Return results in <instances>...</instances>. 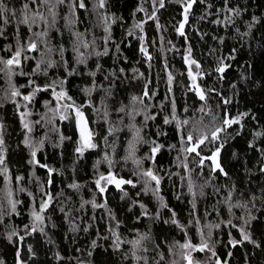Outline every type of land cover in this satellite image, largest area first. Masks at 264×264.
<instances>
[{
	"label": "trees",
	"instance_id": "16d2710c",
	"mask_svg": "<svg viewBox=\"0 0 264 264\" xmlns=\"http://www.w3.org/2000/svg\"><path fill=\"white\" fill-rule=\"evenodd\" d=\"M4 2L9 9L18 10L17 16L20 15L23 0ZM69 2L66 0L64 5L58 6V16L48 30L49 47L54 51L47 53V58L56 61V66H42L41 72L32 79L41 86L62 79L66 81L64 89L68 95L76 104L84 105L83 111L95 132L97 148L78 156L75 148L79 134L75 120L61 121L57 117L52 121L45 106V101H55L51 89L39 92L28 108L34 122L41 121L33 128L37 142L43 140L36 159L54 169L49 177L47 168L29 163L31 150L23 144L26 130L19 116V111L24 108L18 111L10 99L1 95L0 123L4 125L8 174L0 173V187L9 186L12 198L20 203L16 212H11L0 191V202L3 203L0 260L4 264H145L143 259L137 261L132 256L128 241L146 234L149 238L142 243L147 251L138 249L136 255L146 257L147 264H173L172 252L178 248L176 242L184 243L190 239L193 244H199V233L209 225L219 223V229L212 227L210 238L216 255H211L207 264H216L217 259L221 264H264V172L261 171L264 167V0H228L227 6L225 0H196L185 24L184 36L176 31L183 20V8L176 0H165V7L155 12L161 25L159 29L155 20L148 19L153 14L152 0H106L104 9L95 8V0H85L87 10L77 8L75 17L69 13ZM141 6L144 12L137 11ZM228 8L239 9L240 14L229 13ZM39 10L49 17L46 8L40 6ZM102 15L114 18V22L109 21L107 43L109 33L104 31ZM69 20L73 22L69 24ZM143 21H147L143 32L133 27ZM19 28L21 39L26 40L31 32L24 25ZM32 29L35 32L46 30L41 22ZM129 30L132 35H128ZM5 31L6 37L0 38V49L16 43L14 19ZM75 33L82 34L81 39L89 44L88 48H80L86 57V63L80 65L75 63L72 50ZM141 36L151 60L140 51ZM61 46L63 57L59 51ZM189 47L191 58L201 65L202 75L197 77V83L206 92V102L190 90L191 80L184 60ZM105 48L107 55H95L96 52L103 53ZM40 52L29 55L40 59ZM9 55L0 51V56L7 58ZM64 61L78 74L69 76ZM221 62L226 66L223 73L216 71ZM35 64L36 60H29L22 70L32 72ZM45 69L47 75L42 74ZM196 71L193 65V72ZM93 72L95 75H90ZM169 73L174 78L171 93L167 83ZM27 80L26 76L14 77L17 87L26 85ZM146 85L149 97H144L143 104H133L132 97H142ZM5 88L0 80V91ZM84 88H91V93L86 94ZM20 91L27 94L31 89L23 87ZM172 100L175 101L177 120L188 119V125H178L176 121L164 123L165 117L171 120ZM225 100L230 103L225 104ZM202 106L208 115L198 111ZM122 107L125 112L119 111ZM129 113L135 115V120ZM242 113L247 115L239 124L227 127L219 133L218 141H206L198 149L203 157H208L222 143L219 160L227 175L219 170L213 172L210 160H205L203 168L198 167L200 157L182 151L185 147L180 139L182 134L210 135L222 125L226 115L233 118ZM145 115L155 119L145 122ZM133 123L142 129L141 135L147 141L141 143L135 153L142 161L139 167L131 160H123L132 137L128 126ZM109 127L120 131L109 135ZM61 136L65 138L63 141ZM151 141L163 145L155 162L145 158L150 153ZM105 154L114 161L111 171L118 178L133 180L135 187L125 184L121 191L111 184L106 186L104 193L99 192L95 180L100 173L109 171ZM97 161L101 163L97 164ZM185 163L187 169L183 167ZM149 168L163 178L156 195L153 194L155 183L141 174ZM189 175L195 198L188 191ZM18 176H23V180L17 181ZM73 183L79 188L69 187ZM21 188L24 191H20ZM229 192L232 193V204H246L247 207H232L229 211L225 203ZM44 193L51 195L52 200L42 213L43 223H36V230L32 231L31 212L34 205L39 209L41 199H47ZM158 197H162V201ZM93 200L97 204L106 202V206L93 208L91 203H85ZM141 203L146 206L148 216L142 215ZM249 216L255 219L246 226L244 221ZM173 219L178 223H172ZM229 220L237 227L226 224ZM239 227H245L256 243L245 241L232 247L230 238L241 239ZM13 232L17 235L9 242L8 236ZM113 232L123 241L119 249L114 247ZM20 237L24 239L20 240ZM195 254L197 259L204 258L203 252Z\"/></svg>",
	"mask_w": 264,
	"mask_h": 264
},
{
	"label": "snow or ice",
	"instance_id": "6c2138e0",
	"mask_svg": "<svg viewBox=\"0 0 264 264\" xmlns=\"http://www.w3.org/2000/svg\"><path fill=\"white\" fill-rule=\"evenodd\" d=\"M153 2V14L148 17V19L155 20L157 29L161 27V25L158 22V18L155 15V12L159 10V8H164L165 7V0H152ZM177 3H180L182 8H183V20L179 23V26L176 28V31L178 32L179 35L184 36V28L185 24L188 22V17L190 10L192 8V5L196 2V0H176ZM66 3V0H23L21 4V8L19 9L20 15L17 16V11L16 9H9L7 5L5 4L4 0H0V38H5L6 37V26L12 22L14 19L16 22V32H15V40L16 43L15 45L13 44H8L5 46V48L0 49V51H6L10 53V55L5 58L4 56H0V73H3L9 82L10 85V93L8 95V99L11 100L12 103L16 105L17 110L21 107L26 109L25 111H19V116H20V121L22 124V127L24 130H26V133H31L33 131L32 123L39 124L41 123L40 120H37L35 122H29L27 120V117L30 116L32 113L28 111V106L33 103L35 100L37 94L42 91H47L51 89L52 92V97L56 101V106L54 108L50 107L48 110L49 112L53 113L52 119H56L57 117L61 120H68L70 118H73L75 120L76 128L79 134V139L77 142V147L75 148V152L78 154V156H83L85 151L90 150V149H95L97 148V143L94 142L95 138V132L94 130L89 126V120L86 118L85 113L83 111L84 105H78L76 102L73 100V98L68 95V92L64 89V84L65 80H60L58 83L53 82V84L41 86L36 83L34 79H32L33 76H35L37 73L41 72L42 66H46V68H53L56 66V61L51 60V59H45V53L40 52V44H47L45 41V37L48 36V31H41V32H34L32 31L33 25H36L38 21L44 22L50 29L52 25L55 23L57 12L55 9L59 5H64ZM228 0H225V5L227 6ZM158 4V8L156 5ZM43 6L44 8L47 9L49 16L51 17V22L47 17H45L44 13L39 10V7ZM69 13L72 17H75L76 15V9H85L87 10V5L85 4V0H70L69 4ZM106 7V0H95V8L97 9H104ZM137 11L144 12L145 9L141 6L138 7ZM227 11L229 13H235L236 15L240 14L239 9H232L228 8ZM135 15V13L133 14ZM229 22H231V17L227 18ZM101 20L104 24V31L106 33H109V36L106 38V43L107 40L110 39V23L109 21L112 20L114 22V18L109 17L108 15H102ZM73 21L69 20V24H71ZM147 21L143 22H137L133 25L134 28L140 29L141 32H143V26L144 23ZM219 22V21H217ZM20 25H24L28 28V31L31 32V35L27 37L26 40H22L20 37ZM132 31L129 30L128 35H132ZM76 36V41L73 43V52L75 53V63L77 65L84 64L86 63V57L84 52L80 50L81 47L83 48H88L89 44L81 39L80 33H75ZM142 43L140 47L141 53L147 57L148 60H151L152 57L148 53L147 46L144 41V37H140ZM119 46H117L118 48ZM14 49V50H13ZM54 51L53 48L48 47L47 52L52 53ZM61 57H63L64 53V48L63 46L60 47L59 49ZM33 52H40V59H36V57H33L29 55V53ZM108 49L105 48L104 52H96V56H101V55H107ZM91 55V53L89 54ZM29 60H36L35 68L32 70V72H24L22 70V67L24 63H26ZM186 65H188V76L191 80V88L190 90H193L196 92V95L199 97L201 101H207V95L206 92L201 86L197 83V77L201 76L202 73L199 71L201 68V65L195 60L191 58V47L187 49V55L184 57ZM64 65L66 68V71L68 72V75H74L78 74L76 72L75 68H68L67 67V61H64ZM193 65L195 66V69L197 70L196 72H193ZM99 67V66H97ZM225 65L223 62H221L220 66L216 68V71L219 73H223L225 71ZM20 69V71H17ZM44 75H47L46 69L43 71ZM26 76L28 77L27 84L26 85H20L17 87L13 81L14 76ZM90 75L94 76L95 73H90ZM142 75V74H141ZM173 76L171 73L168 74L167 77V83L169 85V93H171V85L173 82ZM23 87H28L31 89L27 94H24L20 91V88ZM146 90L143 93L142 97H132V102L135 104L136 102H139L143 104V99L144 97H149V92L147 91V85L145 86ZM57 88H59V91H57ZM83 91L86 94H90L92 89L91 88H84ZM213 91V90H209ZM152 95H155V93H152ZM16 98H20V101H23L24 103L21 104ZM172 117L171 120L168 117L164 118V123L169 124L172 121H176L177 124H183V125H188L189 120L184 119L182 122L177 120V117L175 115L176 112V106H175V101L172 100ZM225 104L230 103V101L225 100ZM51 104V101H45V106H48ZM120 112H125V108L122 107ZM187 111V108L185 109ZM199 112L205 113V115H208L209 113L205 112V108L202 106L200 109H198ZM139 114V113H137ZM107 115V113H105ZM131 116L132 120H135V115H132L129 113ZM247 115L246 113H242L238 115L237 117L229 118L227 115L223 118L222 120V125L219 127H216L213 131H211L210 135H200V136H193L192 133H187V135H181V143L185 145L183 147L182 151L187 154H195V156L200 157L197 166L200 168L204 167V162L205 160H210L212 162V171L215 172L219 170L221 173H224V169L220 165L218 161V157L220 155V151L223 148V144H219L213 151L211 156L208 157H203L201 155V152L198 151V149L201 148L202 145L205 144V142L213 143L219 140V133L222 131H225L227 127H230L233 124H239L240 120L243 116ZM43 119V118H42ZM145 122L149 119H155L154 116H148L145 115L144 117ZM216 117L213 116V121H215ZM129 131L132 132V137L128 141L127 144V155L123 157V160L127 162L128 160H131L133 164H135L137 167H139L142 163L141 159L136 158L135 153L137 151V145L141 143H147V141L144 140L143 136L141 135L142 129L140 127H137L134 123L129 125ZM3 130H4V125L0 123V173L4 174L7 176L8 174V168L5 166V153H6V148H5V140H4V135H3ZM115 131H120V129H113L112 127L108 128V134L113 135ZM257 135H261V133H257ZM61 141L65 139L63 136H61ZM107 140V137H105V141ZM23 144L28 147L31 152V160L29 163L38 165L43 168L48 169L49 177H51V174L53 173L54 169L49 168L47 165L40 164L39 161L36 159L37 156V149L33 146L29 136L26 134L23 140ZM40 145H43V140L40 141ZM151 148H150V153L145 157L146 159H149L153 162H155V158L157 153L160 152L161 148L163 145L156 143V141H151ZM250 147L252 146L251 144L249 145ZM262 157H264V152H262ZM187 157H185L186 159ZM179 159V158H178ZM104 161H106L109 165V171L107 174L100 173L99 177L95 180V184L97 189L99 190L100 193H104L106 191V186L114 184L117 189H120L123 191L122 185L128 184L132 185L135 187V184L133 180L128 179L125 180L122 177L118 178L115 173L111 171V168L114 164V161L108 156V154H105L104 156ZM101 163V161H97V164ZM183 167L185 169L188 168V165L185 163L183 164ZM261 171L264 172V167L261 168ZM144 177H147L149 181H152L155 183V188L153 189V194L156 195L159 193L160 190V185L162 181V177L157 175L153 169L149 168L147 170H143L141 173ZM227 175V173H224ZM133 175H136V173H133ZM17 181L23 180V176H18L16 177ZM51 183V179L48 181ZM208 182L205 181V184ZM187 186H188V191L189 193L192 194L193 198H195L196 193L193 191V181L191 179V176L187 178ZM69 187L73 189L79 188V185L76 183H73L69 185ZM20 191H24L23 188L20 189ZM43 191V190H42ZM148 191V188H145V192ZM201 194H203L202 187H201ZM31 196L32 193H29ZM44 195L47 197V199H41L40 205H39V211H37L35 205L33 206L31 216L34 221L32 225V231L36 230V223H43L45 217L42 215V213L49 207L50 202L52 200V196L44 193ZM127 195V193H125ZM13 193L12 190L9 189L6 192V201L7 204L10 206L11 212H16L17 204L20 203L18 200H14L13 198ZM256 197L253 196V199ZM162 201V197H158ZM232 199V193L229 192L228 197L225 200V203L228 204L229 211H231L232 207H244L246 208L247 205H241V204H232L231 203ZM85 203H91L93 208H102L106 206V202L104 204H97L94 200L91 202H85ZM83 206V205H82ZM141 209L144 211L142 212V215L148 216V211L147 208L144 204L139 205ZM164 207H167V205H164ZM193 208H195V204H193ZM3 203L0 202V215H3ZM63 211V209H61ZM173 216H175V213H173ZM255 219V217L249 216L247 220L244 221L245 225H250L251 220ZM172 223H178L175 219L172 220ZM197 223H199V220H197ZM226 224H231L232 227H237L236 225L232 224L231 220L227 221ZM119 225L117 224V227ZM220 224L217 223L216 225H209V228L215 227L217 229L220 228ZM28 225H25V229H28ZM183 228V226H180ZM75 230V228L73 229ZM87 230V229H85ZM42 231V229H41ZM111 231V229H110ZM238 231L240 232L241 239L236 240L235 238H230L229 239V244L232 245V247H236L238 244H243L245 241L250 242L255 244L256 242L252 240L250 234L248 231H246L245 227H239ZM17 235V233L13 232L8 236L9 242L12 240V236ZM113 235L115 236V243L114 247L116 249H119L120 244L123 242L121 241V238L119 234L113 232ZM200 235V243L199 244H193L190 239L186 240L184 243H179L176 242L177 246L179 249L182 250V258L187 262V264H200L199 261L195 260L192 253L193 252H204V251H210L213 256L216 255L215 251L213 250L211 244H210V238L212 236V232L209 231L207 233L208 239H205V234L201 231L199 233ZM231 237V233L229 234ZM107 237H105L106 239ZM149 237L145 235H138L137 238L132 239L128 241L129 244L132 246V256L137 260L140 261L143 259L145 261V264H147V258L146 257H141L136 255V251L138 249H143V251H147V248H143V241L148 239ZM24 237H20V240H23ZM93 247L96 246V242L93 241ZM259 246V245H257ZM29 251L31 252V247L29 246ZM19 255V253L17 254ZM231 255V253H229ZM127 258V256L125 257ZM163 257L161 256V259ZM0 264H4L2 260H0ZM175 264V262H174ZM216 264H221L219 259H217ZM227 264V262H225Z\"/></svg>",
	"mask_w": 264,
	"mask_h": 264
},
{
	"label": "rangeland",
	"instance_id": "374dc122",
	"mask_svg": "<svg viewBox=\"0 0 264 264\" xmlns=\"http://www.w3.org/2000/svg\"><path fill=\"white\" fill-rule=\"evenodd\" d=\"M55 11L58 13V7L55 9ZM57 16H58V14H57ZM45 17H47V16H45ZM50 17V16H49ZM49 17H47L48 19H49V21L51 22V19L49 18ZM40 22L43 24V26H44V28H46V30L44 29V31H48L49 30V28L47 29V25L46 24H44V22H42V21H38L37 22V24L39 25L40 24ZM32 31H34L33 29H32ZM35 32V31H34ZM45 39V41L47 42V44L45 45V44H42V46H40V47H42V49H40V50H42V52L43 53H45V59L47 60L48 58H47V48L49 47V43H48V36L47 37H45L44 38ZM34 53V52H33ZM36 53H39V52H36ZM32 54V53H31ZM17 71H20V69H18ZM2 75V77L0 78V80L2 81V82H4V84H5V86H6V88H5V90L3 91V92H1L0 91V97H1V95L3 96H5V97H8V95H9V93H10V85H9V82H8V80H7V77L2 73L1 74ZM15 77V76H14ZM14 77H13V81H12V83H14ZM15 84V83H14ZM8 99V98H7ZM17 100H18V98H16ZM9 100V99H8ZM20 100V99H19ZM18 100V101H19ZM20 103L21 104H23L24 102L23 101H20ZM56 106V101H54V103H51V104H49L48 106H47V113L46 114H48V112H49V108L50 107H52V108H54ZM26 109H23L22 111H25ZM28 111H30V109L28 108L27 109ZM31 112V111H30ZM50 113V117H53V113H51V112H49ZM49 117V118H50ZM27 120L29 121V122H34V118L30 115V116H28L27 117ZM55 119H53L52 121H54ZM51 121V122H52ZM34 125H35V123H32V127L34 128ZM28 135L29 136V138H30V140H31V142H32V144H33V146L36 148V149H38L39 148V146H40V143H38L37 142V140H36V138L34 137V135H33V131L31 132V133H25V135ZM140 144H138L137 145V148L138 147H140L139 146ZM137 152V151H136ZM0 167H3V166H0ZM10 189V187L9 186H7V185H4L3 187H0V191H1V193H2V196L5 198L6 197V192L8 191ZM37 211H39V209H37ZM35 223H39V222H35ZM209 225V224H208ZM211 229L212 228H207L206 230H209V231H211ZM206 230H203L202 232L205 234V239H208V236H207V233L209 232V231H206ZM210 244H211V246H212V248H213V244L210 242ZM181 253H182V250L181 249H179V247L178 248H174V250H173V252H172V257L174 258V261H173V264H174V262H175V264H184L186 261L182 258V255H181ZM203 254H204V258L203 259H197L196 258V254H195V252H193L192 253V255H193V257H194V259L195 260H197V261H199L200 262V264H207V262H208V260H209V257L212 255V253L210 252V251H204L203 252Z\"/></svg>",
	"mask_w": 264,
	"mask_h": 264
},
{
	"label": "water",
	"instance_id": "95a60500",
	"mask_svg": "<svg viewBox=\"0 0 264 264\" xmlns=\"http://www.w3.org/2000/svg\"><path fill=\"white\" fill-rule=\"evenodd\" d=\"M85 113V112H84ZM85 116H86V118H87V115H86V113H85ZM88 119V118H87ZM89 126H90V124H89ZM218 161H219V163H220V160H219V157H218ZM126 180V179H125Z\"/></svg>",
	"mask_w": 264,
	"mask_h": 264
}]
</instances>
